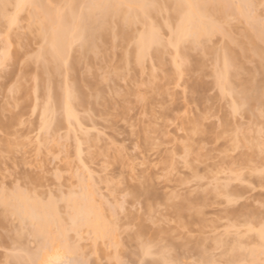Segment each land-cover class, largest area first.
<instances>
[{
  "label": "snow or ice",
  "instance_id": "obj_1",
  "mask_svg": "<svg viewBox=\"0 0 264 264\" xmlns=\"http://www.w3.org/2000/svg\"><path fill=\"white\" fill-rule=\"evenodd\" d=\"M22 13L26 14L28 19L26 26L16 35L19 41L18 55L13 61L11 56L0 53V75L14 71L15 65H18L20 70L17 82L22 76L31 72L33 65L37 73L43 72L48 88V100L44 106V114L41 116V132L54 124L61 112L68 115L70 122L72 120L74 95L65 89L63 96L57 95L54 98L51 86L55 78L66 79L65 74L75 63L79 62L83 66L86 55L88 62L91 63V55L95 54L97 66L101 69L102 83L109 84L105 102H110L113 106L112 110L106 116L102 114L101 118L109 123L122 120L126 125L131 120L133 137H136L138 132L148 137L147 141L142 138L137 144L135 149L137 154L142 152L148 160H151L152 154L158 152L163 143H170L161 136V130L166 137L172 129H179L181 135L177 138V143L184 145V156L181 160L184 161V167L192 171L193 159L198 164L201 156L207 153L212 141L208 140L203 146V152H197V147L190 137L188 140L183 139L187 134L185 128L188 124L195 129V134L202 132L205 137L215 139L217 144L220 143L221 135L225 140H231L237 155L245 146L252 147L254 142H258L262 161L258 169L262 199L257 205L259 227L248 226V231L253 235L250 239L238 241L239 248L238 245L226 244L221 240L211 252H209L210 245H206L199 257L190 261L180 259L179 250L163 238V218L159 220V224L154 219H149L147 225L136 218L135 202L143 200L142 190L128 188L125 191L122 185L119 191L124 192L125 195L121 199L111 187L108 191H101L102 179L97 182L91 178V173L88 181L82 182L79 187L82 205L91 203L94 206L97 199L103 201L102 216L91 210L65 213L62 210L63 203L71 202L73 193L77 189H70L66 195L62 183L57 186L59 192L56 187H50L42 197H36L34 200L31 195L28 197L29 203L34 202L42 211L39 213L25 211L16 199V193L26 188L29 191L32 188L38 190V185L46 182L48 176L21 175L18 170H7V160L11 156L9 149L18 146L13 144V141H18V136L7 133V147L0 150V158L5 160V168L0 169L2 175L0 264H112L110 260H105L99 251L101 230L103 229V238L107 247L111 222L124 217H127L124 220L128 225L126 231L135 236L136 240L127 250L128 258H118L115 264H264V0H228L218 4H202L194 0H171V2L169 0H84V2L69 0L64 3H45L43 0H18L12 3L9 0H0V18L7 22L9 34L19 26ZM238 20L246 21L248 27L254 33H258L259 65L253 64V66H258L260 69L259 82L256 81L257 74L250 68L247 83L230 93L232 96L230 116L226 123L222 121L220 128H216L214 124L202 123L207 121L209 116L214 118L213 111L207 114L201 112L200 116H193L191 121L184 125L179 120L175 124L169 120L170 127L165 128L160 123L164 118V111L157 110L154 106L151 115L147 112L149 97L154 95L158 85L163 83L156 78H154L155 82L149 81L143 84L137 82L134 87L150 89V91H136L135 103L129 99L133 94L132 87H129L131 65L129 64L125 69L123 61L117 65L112 60L114 49L108 43L109 39L119 38L122 35L126 47L120 51L125 56L135 52L138 66H144L150 58L154 61L157 54H162L163 63H167L168 58L171 57L179 68L189 63L190 52L199 53L201 49H206L208 44L213 42L214 37L225 35ZM69 22L70 28L64 31L65 38L61 39V30L54 25L58 23L63 26ZM68 31L71 33L70 38L67 37ZM105 44L107 51L102 46ZM102 55L103 65L100 64ZM155 68L154 62L153 69ZM197 76L202 77L203 73H193V78ZM121 79L119 87L113 90V81ZM218 81H223V76L219 72ZM177 87L179 88L180 85L177 84ZM8 92L10 96L5 100V122L8 121L11 99L15 98L16 84H13ZM168 97L173 102L176 99V94L170 88ZM93 98L99 101V96L95 93ZM184 103H188L187 90H185ZM254 105L260 112L259 129L250 124L233 127L231 117L235 116L239 120L241 114L252 111ZM206 107L211 108L210 97ZM58 108L60 111H57ZM162 108L170 109V105H162ZM130 112L133 114L143 112L144 118L141 120L130 117ZM184 114L187 115V109ZM152 121H156L154 126H151ZM83 131L81 128V132ZM5 134L6 130H0V137ZM26 139L30 140V138ZM39 139L40 137H37L38 141ZM77 142L79 143V136ZM24 150H28L27 146ZM109 151L112 149L110 148ZM126 155L121 146L119 156ZM140 168L145 170L140 180L141 189H144L149 178L147 164H141ZM133 175H137L135 168ZM185 175L187 176V173ZM77 178H79L78 173ZM57 179H61L59 172ZM188 185L193 186L194 181L189 180ZM195 195L194 187L190 195L188 189L182 186L170 195L164 208L171 207L174 211H178L181 207L180 202L191 205ZM238 196L239 200L230 199L229 204L249 199L252 193L249 192L245 196L241 192ZM255 211L256 209H249V215ZM109 212H111V221L108 219ZM157 228L160 232L159 239L156 234ZM234 231L240 235L238 229Z\"/></svg>",
  "mask_w": 264,
  "mask_h": 264
},
{
  "label": "rangeland",
  "instance_id": "obj_2",
  "mask_svg": "<svg viewBox=\"0 0 264 264\" xmlns=\"http://www.w3.org/2000/svg\"><path fill=\"white\" fill-rule=\"evenodd\" d=\"M51 1L52 0H50L49 2ZM53 1L54 2L51 3L59 2V0H53ZM22 15L23 18L22 21H20L19 26L14 28L11 34H9L11 36L10 38L11 45L9 47V50L14 54L15 52L16 54H18L17 52L19 51V41L16 39V35L18 32L22 31L23 27L26 26V21H27L26 19H28V17H26L27 16L26 14H22ZM237 22L230 27V31L232 35L235 37L239 36L238 33L242 32L244 28H248L247 24L245 25L243 24L244 22L242 23L240 21L241 24ZM1 30H3V32L0 31V53H2L1 47H3L2 41L4 40L5 28L2 27ZM228 41L229 40L225 38L217 36L213 38V42L208 44L209 45L208 47L218 48L220 45L222 46V43H227V44L229 43L231 47H234L233 44L230 41L229 42ZM120 50L121 48L119 47L114 49V52H117V55L121 53L120 56H122V52ZM114 52H112V55L114 54L113 58L114 61L116 62L120 58V56H117ZM194 54H197L200 57L198 53L195 52ZM194 54H192L193 57ZM203 56H204L203 59L205 61L203 72L207 71L206 73H204L205 75L204 74L203 75L204 77L206 76V81L203 80L204 83L203 84L201 83V85H203L204 87L201 86L199 82L196 84V88L198 90L197 92H199V96L202 97V98L198 97V100L199 98H201L202 101L200 99L199 100L200 102L197 101L198 102L197 103L196 101H193L194 103H192V101L189 100L190 96L189 97L187 96L188 103L187 104L184 103L185 94L183 93V91L186 90L184 86L188 84L185 82L186 79L185 76L184 77L185 79L184 80L181 79L182 82L181 81H180L181 83L179 82L180 87L179 88L176 87V89L174 88V92L176 94V99L174 102L168 100L167 98H164L161 100L160 104L156 103L155 105H153V107L155 106L157 110L164 111L162 105H166V104L170 105L171 111L169 112L170 113L169 115L178 116L179 119L177 120H179L182 123V125L191 121L193 116L201 115V112L207 114L209 111H213L214 118L212 116H209L208 120L204 121V123H207L208 125L214 124L216 128H220L222 121L223 122H225V120L227 121L230 116L231 98L229 96L222 97L219 95V92L215 87L214 88H211V86L209 87L211 82L209 83L210 77L208 78L207 75L213 69V61L211 55L204 54ZM101 57L104 64V58H103L104 56ZM198 58L197 56H195L194 59L191 58L190 59L191 62L194 63L193 61L199 60ZM102 60H100L101 65H103L101 62ZM92 62L94 63L93 65L95 67V70L98 69L97 73H95L96 71L92 70L94 68L93 65L90 66L91 64L87 61V63L90 64L88 65V67L89 66L92 67V69L89 67L90 74L93 75L94 77L91 75L89 76L96 78L92 81V79H90V77L88 78L87 76V80L90 79L91 83H94L92 85L93 87L87 86L86 83L83 82L84 80L82 81V83L85 85L87 90H90L95 86L99 91L101 88L102 89L104 88L106 90L103 91L105 94H103L102 90L100 94L105 98V96L108 95L109 84L102 83L101 69L96 64L97 59L91 61V63ZM87 63L84 65V67L87 66ZM130 63L132 66L134 65L135 68H132L131 66L132 76L130 77V80L132 79L131 80L132 82L131 81L129 82V87H132V89L136 91L149 92L150 89H138L134 87V85L137 82L139 84H143L153 80V77L151 76V72L152 70H154L152 68L153 65L152 66L150 64L148 65V61L144 65V67L143 66L140 67L132 62ZM253 64L257 65L255 60L252 59L244 60V65L247 72H249L248 70L250 68L252 72H254L255 67L253 66ZM136 66L138 68L140 67L141 69L140 68L138 69ZM148 66L149 68H152V70L151 69L148 70ZM82 68L80 65L76 72L77 76L79 74L81 75L83 74L84 68L83 69ZM136 68L138 69L136 71L139 70L140 71L139 72L134 71ZM205 68L208 69L205 70ZM155 69H156V73H155L156 75L158 74V72L161 74L159 68H158L159 70H157V68ZM19 71H20L19 66L15 65L14 71H9L6 74L0 75V109L2 107L4 108L5 100L8 99L10 96L8 89L10 85L14 83L16 79V75L19 74ZM134 73L136 74L134 75ZM157 77L159 78L160 81L159 74ZM96 80L98 83L101 84L100 86H102V87L99 86L100 89L97 87V85L99 84L96 85L97 83L95 82ZM119 81L118 80L113 81L112 83L113 90L119 87V84L122 82V79L120 82ZM188 81L190 84L192 83V80L188 79ZM183 83L186 84L184 85ZM206 83H208V85ZM31 84L27 87L28 88L32 87ZM87 84L89 85V83ZM93 90L94 89H92V91ZM39 92L40 91L37 92L39 95L36 94L37 96L35 98L31 97L28 100V102H26L27 106L24 104L25 108L23 107L21 111V117L23 120L22 125L14 128L15 130L13 129L14 133L17 134L18 137L20 136L19 137L20 139L24 140L26 138H30V140L29 139L24 140L25 142H28V144L22 142L23 144H27L26 146L28 150L25 151L24 150L25 147L22 144L23 146H19L16 149V151L13 154H11L10 158L7 160V170L9 171L18 170L21 175L48 176V180L46 182H44L42 185H38V190L37 188L31 189V191L34 192L35 194L32 197L33 199H35L36 197H42L45 191L50 187H56L57 192H59V188L57 186L60 185L61 183L63 184L66 195L68 194L69 190L72 188L77 189V191L73 193V197L79 195L80 193L78 187L79 186L78 180L80 176H82L81 174L84 173L85 175L88 176L89 173H91V178H94L97 182H100L102 179L101 191H108L109 187H111L114 192L118 193L119 198L123 199L125 193L119 191L120 187L123 185L125 191H127L128 188L136 189L137 187L138 189L140 185V180L143 178L145 172L144 169L140 168V165L146 163L148 177H149L148 179L152 180V183L155 185V188L157 189L158 192V195L156 197L150 198L153 204L155 205L154 207L156 208L154 211H152V213H150L149 219H154L156 223L159 224V220L163 218L164 220L163 238L164 240H167V242H169V239L171 238L170 236L167 235L169 234L168 230L169 231L175 230L170 234L174 236L172 237L176 241L182 239L178 241V243L173 241L175 244L179 245L180 242L182 241L185 242L186 239H189L188 241L191 242V244L190 242L187 244L188 241L185 242L186 243L185 247H182L184 246L183 244L181 246L176 247L180 252V256H179L180 259H187L190 261L194 258H197L198 253L194 251L195 249H193L196 246L192 247L194 244H200L199 246L201 248L205 247L206 245H210L209 252H211L213 249H215L217 242L221 241L222 239L224 240L223 241L224 243L228 242L226 244H232V243L234 244L232 240L234 241L233 238L235 237L237 238V236L240 239L239 241H245L249 238V236H252L250 232H248V234L245 233V230L247 231L249 225L245 223L244 216H242V214L244 212V208L248 211L249 209H251V207L254 206V209H256L258 203L262 199V193H261L262 185L260 182V177L258 175V169L262 163L259 147L255 148V147L245 146V148L242 149L241 153L237 155L232 147L231 140H225L223 135H221L219 144H217L216 140L212 139V137L202 141V139L199 136H193L191 140L193 144L196 145L197 152H203V146L208 143V140L212 141L211 145L208 148L207 153L204 154L205 156L203 157V162L198 164L196 167L195 174L197 180H195L196 178L192 177L193 173L184 167V161L181 160V157L184 156V145L183 143H177V138L181 135L179 129H172L170 132L167 133L166 137L162 134L163 130H161V136L169 140L170 143L168 142L163 143L161 145V149L158 152L153 153L151 160H148V158L142 152L140 154H137L135 150L137 148V144L143 138V135L142 132H138L136 137H133L131 130V120H129V123L126 125L122 120H114L109 123L106 122L105 119H102L100 117L102 114L105 115L104 113L106 110L105 106H108V104L105 102V99L103 98L104 102L102 101V103L103 105L106 103L105 106H103L102 104L100 107H99L100 104L95 107L84 106L85 108H78L79 111H76V114H78V116L80 115L78 117L79 120L83 119V121L82 122L80 121V123L82 124L83 122H85L84 124L85 126L83 124L81 125V128H84V130H86L83 131L86 132L84 136L86 135L88 136L89 133L90 135L88 137H91V138H87L88 139V141H86L88 143L87 146L85 142L86 137L84 139L83 132L77 130L76 125L73 123L69 125L66 123L62 124L57 128L59 131H54L53 135H49L48 133H45V131L41 132V117L39 115H41L42 112L40 108L43 105L40 104L42 103L43 95H41L42 92L41 94ZM209 97L211 102L210 109L206 107V103L208 102ZM195 98H197V96ZM129 99L132 102H134L135 95L130 96ZM33 100L36 101L37 104L36 102L35 104H33L34 103ZM11 101L13 100L11 99ZM203 101H205V103ZM32 106L35 107V111H33L34 108ZM86 107L88 108L91 107L89 109V112H91V114L88 115L91 119L89 118V120L87 119V117L84 118V113L85 112L89 113L85 111ZM153 107H152V111H153ZM185 109H187V115L184 114ZM197 109H199L200 111H196ZM110 111L111 110H109V112ZM152 111L150 114L149 113L148 114L151 115ZM81 115H83V117H81ZM91 115H93L92 116L93 118L91 117ZM85 116H87V114H85ZM129 116L142 120L144 118V113L136 112L133 114L130 112ZM231 119H232L233 127H236L239 124H250L257 130L260 127V120H261L260 116L256 118H251L247 114L242 113L241 118H239V120L235 116H232ZM85 120L86 121L88 120L90 122L88 123V121L86 122ZM162 120L160 121L161 124H162ZM177 120H172L173 124H175ZM155 123L156 121H152L151 126H154ZM164 127L168 128L170 126L167 125ZM190 128H191V124H188L187 127L185 128V132L187 134L184 135L183 137L184 140L189 139ZM78 136H79V144L81 150L83 149V152L81 153L80 156L83 159V160L81 159V161L77 159L76 154L74 155V152L76 153V149L74 148V145L76 143L75 146H77ZM37 137H40L39 141L37 140ZM94 138L96 142H93L95 141ZM257 141H258V137H257ZM89 143H91L92 147L91 146L89 147ZM257 143L258 142H254V144ZM121 146L123 147L124 151L127 153L125 157H121L122 159L118 158L120 157L119 152ZM110 148L112 149V151H109ZM0 150L2 149L0 148ZM91 152H93V154H91ZM170 152H172L173 154L174 169L168 176V181L167 180L165 181V179L162 176L164 174L163 162L170 154ZM118 159L121 160L120 161L121 164L119 163ZM0 163H1L0 169H4L5 160L2 159ZM82 166H84V169L82 168ZM134 168L137 170L136 176L133 175ZM58 172L61 175L60 180L57 179ZM70 173L71 175H69ZM77 173L79 174V178H77ZM186 173L187 176L185 175ZM236 174L241 175L240 180L234 179V176H236ZM0 179H2V175H0ZM181 180H185L187 183H185V185L181 184L180 183ZM189 180L194 181V185L191 187L188 185ZM222 184H224V186L225 184H227L228 189L233 190L232 188L229 187H233L234 189H237L238 194L243 192L245 196H247L248 193L251 192L252 196L249 199L239 201L238 203L227 205L225 203L224 197L222 195L220 196L218 195L220 194L219 191H222V187H223ZM249 185H251L252 187L250 188ZM182 186L188 189L190 195L194 187L196 191V195L194 199H197L200 196V198H202L205 201L206 206L205 208L202 209L203 225L201 223H198L195 220V218L192 217L194 219L191 218L190 221L191 223H189L185 228H180L178 226L179 228L178 230L177 228L178 224L176 221H174L175 219L174 214L170 210L164 208L165 201L163 196L175 192L177 189H180ZM218 188L220 190H218ZM27 191H29V189L26 188L24 191H20V192H27ZM98 200L99 199H97V203L95 204V206L98 205L100 202H103ZM237 200H239V198ZM144 202H145L144 199L137 200L135 202L137 219L142 216H145ZM103 206L104 204L100 207ZM131 207L132 206L130 205L129 206L130 214H131ZM62 210L65 213L68 212V208L66 207V202L63 203ZM230 211L232 215H229L228 212ZM234 212H236L237 215L234 216ZM238 212H242V213L240 214ZM108 218H110L109 215ZM126 219L127 217H124L123 219L118 218L116 221H114L115 224L113 223V221H112L113 224H110V226H114L113 228L116 230L115 235L117 237L116 238L117 240L115 241L116 242L118 241L119 245L113 246L112 242L107 241V247H106L105 240L99 241V247H100L99 251L103 253L102 254L103 258L105 260H110L112 264H115L118 258L127 259L128 257L125 252H127V250L134 245V243L130 244V242L127 240V237L129 238L130 232L126 231L128 227V225L124 223V220ZM146 223L148 222H145V224ZM194 223H196V225H194ZM254 224H256V227H258L257 225H259L257 223ZM149 227L151 226L149 225ZM235 229H238L240 231V235L236 234V232L234 231ZM193 237H195V239H193ZM236 238L235 240H237ZM195 241L198 243H196Z\"/></svg>",
  "mask_w": 264,
  "mask_h": 264
},
{
  "label": "bare ground",
  "instance_id": "obj_3",
  "mask_svg": "<svg viewBox=\"0 0 264 264\" xmlns=\"http://www.w3.org/2000/svg\"><path fill=\"white\" fill-rule=\"evenodd\" d=\"M49 1L50 0H48V1L47 0H43V2H45V3L54 2L53 0L51 2H49ZM9 2L15 3V2H18V0H9ZM64 2H69V0H59V2H57V3H64ZM71 2H75V0H71ZM80 2H84V0H80ZM169 2H171V0H169ZM194 2L202 3V4H218V3L228 2V0H194ZM22 14H24V13H22ZM24 16H26V15H24ZM22 18H23V15H21L20 21H22ZM240 21L242 23L244 22L243 23L244 25L247 24L246 21L239 20L238 22L240 24H241ZM2 27L5 28V30H4L5 35H4V40L2 41V46L3 47H1L2 48L1 51L5 55L11 56L12 59H13V61H14L15 58H16V56L18 54H16V52H15V54H16L15 55L13 52H10L9 47L11 45L10 44V38H11V36L9 35L8 24H7L6 21H4L2 18H0V31L3 32V30H1ZM54 27L60 28V30H61V37L60 38L61 39H64L65 38L64 31L66 29H69L70 28V22L68 24H66V25H63V26H60L57 23V24L54 25ZM234 34H235V32H234ZM238 34H239V36H236V37L233 36L232 33H231V31H230V28H229L227 30V33L225 35H219L218 37H222V38H225V39L229 40L233 44L234 47H231L229 43L228 44L227 43H222V46L220 45L221 47L219 46L218 48L217 47H215V48L208 47L209 46L208 45L206 49H201L200 50V52L198 53L200 55V57L197 54H194L195 51H194V53L192 51V52L189 53V57H188L189 63L184 64L182 67H179V68L177 67L176 63H174L172 61L171 57L168 58L167 63H163L164 58H163L162 54H157L155 56V60L154 61H153V59L150 58L148 60V65L150 64L152 66L153 63L155 62L157 70L160 69L161 74L159 72H158V74H159V77H160V81L163 82V83L161 85H158L157 90L155 91L154 95H151L149 97L150 102L148 104L147 112L150 114L151 111H152L153 105H155L156 103H159L160 104L162 99L167 98L169 100V97H168V90H169V88L175 94L174 88L176 89L177 84H179L180 81L182 82V80H184L185 78L186 79L188 78L189 80H192V83L190 84L189 81H188V79H187L188 82L185 79V82L188 83V84L185 83L186 86H184V87L186 88V90H188L187 91V94H188L187 96L188 97L190 96L189 100L192 101V103H194L193 101L200 102L199 100L202 97L199 96V92H197L198 90L196 88V84L199 82V84L201 85V83L202 84L204 83L203 80L206 81V76L204 77V75H205L204 73H206L207 71L203 72L204 71L203 69H204V66H205L204 65L205 61L203 59L204 58V56H203L204 54L211 55L212 56V61H213V69L207 75L208 78L210 77L209 78L210 79L209 80V83L211 82V84L209 85V87L210 86H211V88H214L215 87L218 90L220 96H222V97L223 96H229L231 98V100H232V96L230 95V93L233 92V91H235V90H237V89H239L245 83H247L248 78H249V75H250V73L247 72L246 69H245L244 60L252 59V60H255L256 61V64L257 65H259V55H260V52H259L260 42H259L258 33H254L248 27V28H244V30L242 32L238 33ZM70 36H71V33H70V31H68L67 32V37L70 38ZM108 43H110L112 45V48L113 49H116V48H119V47L121 49H123V48L126 47L125 41H124L122 35L119 38L109 39L108 40ZM129 43H130V41H129ZM102 46L105 47V49H106L107 44L102 45ZM114 53L117 55V52H114ZM12 54H14V55H12ZM120 54L121 53H119L117 56H120ZM192 54H194V57H193ZM113 55H112V58H113ZM195 56H197V58L199 57L198 58L199 60H197V61L194 60L193 61L194 63H192L191 62V59H194ZM114 57H116V56H114ZM91 59H92L91 61L97 59L96 55L95 54H92L91 55ZM100 60H102V57H101ZM113 60H114V58H113ZM226 60H227V67H225V61ZM87 61H88V56L86 55L85 56L84 65L87 63ZM122 61H123V64H124V68L125 67L128 68L129 64L131 65L130 62L136 64L135 52H132L128 56H125L124 53H122V56H120V58L116 61V62H119V63H116V62L115 63L117 65H120ZM101 62L103 64V60ZM150 62H152V63H150ZM90 64L87 63V66H85V67L83 65V68L84 69L81 66V68L83 69V74L82 75L81 74H79L78 76L76 75V72H77L79 66L81 65L79 62H77L65 74L66 75V79L61 80L60 77H56L55 78V81H54V83L51 86L52 87V90H53V97L55 98L57 95L63 96L65 89L68 90V91H70V92H72L73 95H74V102L72 104L73 115H72V120L70 122L68 115L65 114V113H63V112H61V114L56 117V122L54 124H52L49 128H46L45 129V133H48L49 135H53V132L54 131H59L57 128L59 126H61L62 124H64V123H66L68 125L73 123V124L76 125L77 130H80L81 131V125L82 124L84 125L85 122H83L82 124L80 123V121L82 122L83 119H80L79 120L78 117L80 115L78 116V114H76V111H79L78 108H85L84 106L95 107V106H97L99 104H100L99 105V107H100L101 104L103 105L102 101L104 102V99H103L104 96H102L100 94V92H101V90L103 92L105 89L104 88L103 89L102 88L101 89L99 88V86L101 84L98 83L97 80H96L95 81V82H97L96 85L99 84V85H97V87L100 89V91L96 88V86L94 88H92V89H94L92 91V89L87 90V88L85 87V85L82 83V81L84 80L83 82H85L87 86L93 87L92 85L94 83H91L90 79H92V81H93L96 78H93L94 76L90 74V69H89V67L92 66L94 63L92 62ZM88 65H90V66L88 67ZM133 66H132V68H135V66L134 67ZM93 67H94V65H93ZM85 68H86V70H85ZM90 68L92 69V67H90ZM127 68H125V69H127ZM137 68L134 71H136V70L139 69V68L138 69ZM152 68H149V66H148V70L149 69L152 70ZM207 69L208 68H205V70H207ZM84 70H85V72H84ZM92 70H91V72H92ZM97 70H95L96 71L95 73H97ZM139 71H136V72H139ZM196 72L203 73L204 75L202 77L197 76V77L193 78V73H196ZM218 72H219L220 75L223 76V81L222 82L218 81ZM259 72H260L259 67L258 66L255 67L254 68V73L257 74L256 75V81H257V83L259 82ZM155 73H156V69L155 70H152V72H151V76L153 77L152 82H155V79L154 78H156V79L159 80V78L157 77L158 74L156 75ZM98 74H99V72H98ZM135 74L136 73H134V75ZM19 75H20V71H19V74L16 75V79H15V81L13 83V84H16V93H15V98L12 99L13 101H11V102H13V103H11V105H12L11 107L12 108L11 107H10V109L8 108V121L7 122H5V120H4L5 106H4V108L2 107L0 109V130H6L5 136L0 137V148L1 149H4V148L7 147V133H11L12 135H17V134L14 133L13 129L16 128L17 126H21L22 125V121L23 120H22V117H21V111H22L23 107L26 105V102H28V100L31 97L35 98L37 96L36 94H38L37 93L38 91H40L39 92L40 94L42 92L41 95H43V99H42V103L40 105H43V106L42 107L40 106L41 107L40 109H41L42 112H41V115H39L41 117L44 114V106H45V104L47 103V100H48V88H47L46 78H45L43 72L37 73V70H36L35 65L32 66L31 72L27 73L25 76H22L20 78V81L17 82V76H19ZM89 75H91L93 77H90ZM87 76H88V78L90 77V79H88L89 82L87 80ZM82 77H85L86 79L85 78H82ZM28 82H30V83H28ZM87 83H89V85ZM13 84H11L9 88H11L13 86ZM30 84H31L32 87L28 88L27 86H29ZM206 84L208 85V83H206ZM201 86H203V85H201ZM100 87H102V86H100ZM90 91H92V92H90ZM135 91L136 90H133V94L131 96L135 95V93H134ZM94 93L97 96H99V101L97 99H94L93 98V94ZM183 93L185 94V90L183 91ZM196 93H198V94H196ZM103 94H105V93L103 92ZM196 96H197V98H195ZM198 97H201V98H199V100H198ZM43 101H44V103H43ZM201 101H202V99H201ZM33 102H34L33 104H35L36 101L33 100ZM203 102L205 103V101H203ZM133 103H135V100H134ZM257 103H258V98H257ZM36 104H37V102H36ZM107 104H108V106H105L106 103L103 105L106 108L105 112L103 111L105 113V115H107L109 113V110H112V107H113L110 102H108ZM32 107L35 110V107L34 106H32ZM122 107H123V105H122ZM90 108L86 107L85 111L89 112V109ZM163 110L165 112L164 118L162 120V125L163 126H167L169 120L172 121V120L179 119V117L176 116V115H172V116L169 115L170 114L169 112L171 111L170 109H167V110L166 109H163ZM57 111H60V109L58 108ZM85 114H87V116H85ZM90 114H91V112H89V113H86L85 112L84 113V118L87 117V119L89 120L90 117L88 115H90ZM245 114H247L251 118H256V117H259L260 116L259 109L256 107V105L253 106V110L252 111L245 112ZM93 115H91V117ZM198 116H200V115H198ZM81 117H83V115H81ZM89 122L90 121H88V123ZM226 122L227 121L225 120L224 123H226ZM202 123H204V121H202ZM83 130H84V128H83ZM84 131H86V130H84ZM85 133L86 132H83V136H84ZM162 134L165 136L164 132ZM189 134H190L189 135L190 138H192L193 136H199L202 139V141H204L207 138H210V137H205L202 134V132L200 134H195V129L192 126L189 129ZM89 135L90 134L88 133V136ZM88 136L87 135L84 136V139L86 137L85 142L88 141L87 138H91V137H88ZM91 136H93V135H91ZM19 137H18V141H13V144L14 145H17L18 144V146L9 149V151H11V154H13L19 146H23L24 145V147H25L28 144V142H25L24 141V140H27V139H24L23 140V139H20ZM94 140H95V138H94ZM143 140L147 141L148 140V137L143 136ZM92 141H93V139H92ZM92 141H91V143H92ZM22 142H25L27 144H23ZM93 142H96V140L93 141ZM91 143H89V147L91 146ZM231 143H232V141H231ZM86 144L88 146V143L87 142H86ZM75 145H76V143H75ZM75 145H74V148L76 149V153L74 152V155L76 154L77 159L79 161H81L82 158L80 156H81V153L83 152V149L81 150V147H80V144L79 143H77V146H75ZM252 147L258 148L259 147V143L254 144ZM86 150H87V148H86ZM91 154H93V152H91ZM204 156L205 155H202L201 156L200 162L198 164H200V163L203 162V157ZM91 158H93V157H91ZM118 158L122 159L121 157H118ZM1 161H2V158H0V162ZM118 161L121 164V162H120L121 160L118 159ZM192 164L194 165V168L191 171L193 173L192 177L193 178H196L195 180H197V177H196V174H195V170H196V167H197L198 164L196 163L195 159H193ZM163 165H164L163 166V172H164V174L162 176L165 179V181L166 180L168 181V176L170 175V173L174 169V162H173V154H172V152H170V154L164 160ZM82 168L84 169V166H82ZM240 174H238V175L236 174V176H234V179L235 180H240L241 179V175ZM81 175L82 176H80V178L78 180V182H79L78 183V185H79L78 187H80V185H81L82 182H86L89 179V176L88 175H85V173L84 174H81ZM180 183L185 185V183H187V182L185 180H181ZM222 185H223L222 191H219L220 194H218V195L219 196L222 195L224 197L225 203L227 205L234 204V203L229 204V200L230 199L237 200L239 198L238 197V193H237L238 190L237 189H234L233 187H229V188H232L234 190L233 191L231 189H228V185L227 184H225V186H224V184H222ZM216 186H218V185H216ZM219 188H221V187H219ZM219 188H218V190H220ZM136 189H137V187H136ZM138 190H142L144 192V198L143 199L145 201L144 202L145 216H142V217H140L138 219L139 220H142L143 223H145V222H148L149 217H150V213H152V211H154L155 208H156V207H154L155 205L153 204V202L151 201L150 198L156 197L158 195V192H157V189L155 188V185L152 183V180H149V179L147 181L146 187L144 189H141V185H139ZM171 194L163 196L164 201H165V204L168 202L169 197H170ZM30 195L33 197L35 194L31 190L30 191H27V192H17L16 193V199L19 201L21 207L25 211H28V212L36 211V212L39 213L42 210L34 202L33 203H29L28 197ZM98 201H101V200H98ZM100 203L103 205V202H100ZM100 203L98 205H96V206L95 205L93 206L91 203L87 204L86 206L85 205H82V198L80 197V194H79V195L73 197L72 200H71V202H66V207L68 208V212L67 213H77V212H80L81 210H84V211L91 210V211L96 212L98 215L102 216V214H103L102 213V209H103L104 206L103 207H100V206H102ZM180 203H181V207H180V210H178V211H174L171 207L167 208L168 210H170L174 214V217H175L174 221H176L177 224H178L177 225V228H178V226L180 228H185L189 223H191L190 221H191V218L192 217H194L195 220L198 223H201L203 225V220H202L203 212H202V209L205 208L206 205H205V201L202 198H200V196L197 199H194L193 198V202H192L191 205H185V204H183V202H180ZM251 209H254V206L251 207ZM245 210L246 209L244 208V212L242 214V216H244L245 223L248 224V225H252L253 227H256V224H254V223L259 224V210H258V208L256 207V211L252 215H249V212L247 210H246L247 211L246 212ZM228 213H229V215H232L231 211L228 212ZM238 213L241 214L242 212H238ZM110 214L111 213L109 212L110 218H108V219L111 221V215ZM235 215H237L236 212H234V216ZM194 218H192V219H194ZM113 223L115 224L114 221H113ZM113 223L111 222V224H113ZM194 225H196V223H194ZM257 226L259 227V225H257ZM113 227L114 226H110V236H109L108 241L109 242H112L113 246H117L119 244H118V241L117 242L115 241V240H117L116 239L117 237L115 235V231L116 230ZM178 230H179V228H178ZM173 231H175V230H173ZM173 231H171V230L169 231L168 230V233L169 234H167V235L171 237L170 238L171 240L169 239V242L168 243L170 245L175 246V247L181 246L183 244L184 246H182V247H185L186 246V243L185 242H187L189 239L184 238V239H186L185 242L182 241V242L179 243V245L178 244H175L174 242L178 243V241H180L182 239L176 241L173 238L174 236L172 234H170ZM248 232H249L248 229H247V231L245 230V233L246 234H248ZM156 234H157V239H159L160 238L159 229L156 230ZM250 234H252V233H250ZM250 237H252V236H249V238ZM235 238H233L234 241L232 240V242H234L235 245H238V241L240 239L238 238V236L236 238L237 240H235ZM100 240H104V238H103V229L101 230V238H100ZM127 240L130 242V244H132L136 240V237L133 236L130 233L129 234V238L127 237ZM222 241H224V240L222 239ZM225 241H227V240H225ZM189 242L190 241H188L187 244ZM196 243H198V242H196ZM226 243H228V242H226ZM190 244H191V242H190ZM199 245L200 244H194L192 246V247L196 246L193 249H195L194 251H196L198 253V254L196 253L198 255L197 257H199V255H201V250L204 248V247L201 248ZM238 248H239V245H238ZM125 253H127V252H125ZM196 254H195V257H196ZM52 255H53V258H54L55 253L53 252Z\"/></svg>",
  "mask_w": 264,
  "mask_h": 264
}]
</instances>
